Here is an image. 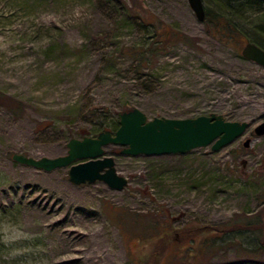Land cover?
Segmentation results:
<instances>
[{"label":"rangeland","instance_id":"obj_1","mask_svg":"<svg viewBox=\"0 0 264 264\" xmlns=\"http://www.w3.org/2000/svg\"><path fill=\"white\" fill-rule=\"evenodd\" d=\"M202 2L214 23L187 0H0V264H264V249L244 253L264 235V134H253L264 68L240 54L264 42V2L245 20L226 0ZM151 45L142 68L125 54ZM133 108L250 126L217 151L131 156L109 144L121 190L12 159L64 155Z\"/></svg>","mask_w":264,"mask_h":264},{"label":"water","instance_id":"obj_2","mask_svg":"<svg viewBox=\"0 0 264 264\" xmlns=\"http://www.w3.org/2000/svg\"><path fill=\"white\" fill-rule=\"evenodd\" d=\"M196 18L203 22L205 9L202 0H187ZM240 54L264 68V50L252 42H247ZM118 126L104 130L96 136L71 138L67 152L57 157L33 158L15 153L12 159L36 169L52 171L68 167V180L75 185L102 181L112 189L121 190L128 184L127 177L119 175L113 156L105 154V146L112 144L122 147L121 154L137 156L161 154H185L194 148L210 145L217 151L242 136L250 126L247 121L226 120L222 114L210 113L188 118H166L147 116L138 108L118 114ZM255 136L264 134V121L253 128ZM251 138H246L242 146L247 148ZM77 160L80 162L74 163ZM245 164V161H242ZM264 168V162H263ZM264 222V208L262 211ZM264 249V235L261 239Z\"/></svg>","mask_w":264,"mask_h":264},{"label":"trees","instance_id":"obj_3","mask_svg":"<svg viewBox=\"0 0 264 264\" xmlns=\"http://www.w3.org/2000/svg\"><path fill=\"white\" fill-rule=\"evenodd\" d=\"M261 2H264V0H226V2L223 3V5H224L223 8L226 9L229 13H231V15H233L235 17L240 16L241 18H243L242 20H245L244 14L246 12L257 13L256 12L257 8L260 6ZM208 18H209V14L206 11L205 18H204L203 22H206V23L208 22V24L214 23L213 20H208ZM216 20L218 21V19H216ZM216 20H215V22H216ZM260 30H261L260 32H262V34H264V26H262L260 28ZM161 36L165 37L162 34L160 35V37ZM182 37L185 41H187L186 36H182ZM171 39L172 38H170V37L161 38V39L156 40L157 42H154L152 45H158L159 46L161 43H162V45L163 44L166 45ZM250 42L256 44L257 46H259L260 48H262L264 50V42L261 43L259 40H254V39ZM152 45L149 46L148 48H146L144 51L138 50L136 47L127 48V51L125 54H127V56H129V57H133V58L138 59L139 63L137 65V67L142 68L146 63H149L150 56L146 55L147 51L150 53L156 52L155 49H157V48L155 47V49H154ZM141 62H143V64H141ZM117 126H118V121L115 119H111L108 122L101 123L98 131L101 132L104 130H109L108 128H115L116 129ZM95 130H97V129H95ZM83 136H86V135H83ZM243 226H248V224H246V225L244 224ZM262 249L263 248H262L261 244H259L252 250H249V249L244 250L245 251L244 253H247V252L253 253L257 250H262Z\"/></svg>","mask_w":264,"mask_h":264},{"label":"flooded vegetation","instance_id":"obj_4","mask_svg":"<svg viewBox=\"0 0 264 264\" xmlns=\"http://www.w3.org/2000/svg\"><path fill=\"white\" fill-rule=\"evenodd\" d=\"M205 8V7H204ZM205 13H206V9H205Z\"/></svg>","mask_w":264,"mask_h":264}]
</instances>
